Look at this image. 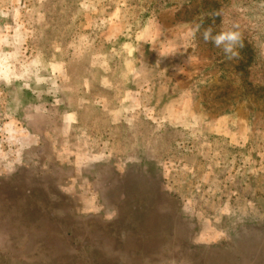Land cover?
<instances>
[{"label":"rangeland","instance_id":"rangeland-1","mask_svg":"<svg viewBox=\"0 0 264 264\" xmlns=\"http://www.w3.org/2000/svg\"><path fill=\"white\" fill-rule=\"evenodd\" d=\"M0 264H264V0H0Z\"/></svg>","mask_w":264,"mask_h":264},{"label":"clouds","instance_id":"clouds-1","mask_svg":"<svg viewBox=\"0 0 264 264\" xmlns=\"http://www.w3.org/2000/svg\"><path fill=\"white\" fill-rule=\"evenodd\" d=\"M201 25H196L191 35L195 36L200 31ZM203 40L210 42L215 48L220 49L229 61L238 60L240 58V49L243 48V37L237 26L228 29H222L214 32L211 26L205 28L202 32ZM173 52L171 54H174Z\"/></svg>","mask_w":264,"mask_h":264}]
</instances>
